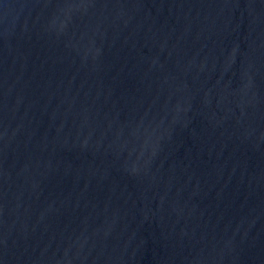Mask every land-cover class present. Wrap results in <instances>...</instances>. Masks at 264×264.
I'll use <instances>...</instances> for the list:
<instances>
[{
  "label": "water",
  "instance_id": "obj_1",
  "mask_svg": "<svg viewBox=\"0 0 264 264\" xmlns=\"http://www.w3.org/2000/svg\"><path fill=\"white\" fill-rule=\"evenodd\" d=\"M0 264H264V0H0Z\"/></svg>",
  "mask_w": 264,
  "mask_h": 264
}]
</instances>
